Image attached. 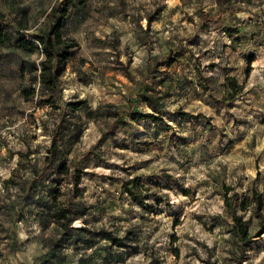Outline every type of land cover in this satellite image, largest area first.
I'll return each instance as SVG.
<instances>
[{
    "label": "rangeland",
    "instance_id": "rangeland-1",
    "mask_svg": "<svg viewBox=\"0 0 264 264\" xmlns=\"http://www.w3.org/2000/svg\"><path fill=\"white\" fill-rule=\"evenodd\" d=\"M57 2L0 0V264H264L254 205L229 209L223 195L264 204V0H70L61 33L78 50L61 110L23 97L42 56L14 45L47 30ZM132 178L147 188L128 185L134 199ZM57 205L81 229L54 245Z\"/></svg>",
    "mask_w": 264,
    "mask_h": 264
},
{
    "label": "trees",
    "instance_id": "trees-1",
    "mask_svg": "<svg viewBox=\"0 0 264 264\" xmlns=\"http://www.w3.org/2000/svg\"><path fill=\"white\" fill-rule=\"evenodd\" d=\"M223 0H217L218 3ZM87 0H77L79 6H83ZM70 0H58V2L50 8L49 17L51 19V24L47 30L36 32L27 37H20L15 43V47L23 50L34 51L38 50L41 53V60L39 62V70L37 75L31 80V83H38V90L34 86L24 88L22 90V95L26 100L33 98L35 96L40 97V102L44 104H49L53 109L61 110L58 99L61 93V78L65 72L66 65L68 61L75 55L78 50V45L76 41L72 38L64 37L61 33V29L65 24L66 17L69 12ZM223 32L231 38L237 31L233 28H224ZM6 41V35L3 30L0 29V44ZM252 61V56L247 58V62ZM229 86L233 88V84L229 78H226ZM145 103L150 107L152 112L159 111L158 107L154 104V98L150 96L145 97ZM82 106V102L69 103L66 108L75 112ZM132 120L135 122L141 121L147 118H153L155 121H161L158 116L152 113L141 114L137 112H131ZM187 114L182 113L181 116L185 117ZM58 131V127L55 126L54 132L51 136V142L49 144L47 155L45 157L44 168H52L53 161L56 156L57 146L55 142V135ZM61 171H67L66 166H60ZM38 174H36L37 176ZM128 185L133 187H139L141 190H147L139 184L138 178H132L124 183V191L127 195L134 199V192L128 188ZM231 189L224 188V201L226 206L230 209L231 205L236 207L240 211H245L250 205H254L253 211L254 215L258 220L259 230L257 232V237L264 233V216L262 214L263 200L261 194L256 191L251 192L250 198L239 199L236 194H232L229 198L228 192ZM238 201V202H237ZM52 217L54 221L60 223L61 233L59 237L55 240L54 245L58 242L69 241L75 236L81 228L70 227L71 221L74 219L69 216V210L66 207L57 205L52 212ZM232 219V230L241 240V244L244 245L250 240L248 233L247 223L240 215H237L236 211L231 210ZM111 243L119 248H125L126 244L121 242L119 239L112 235H108L107 238ZM205 264H213L206 262Z\"/></svg>",
    "mask_w": 264,
    "mask_h": 264
}]
</instances>
